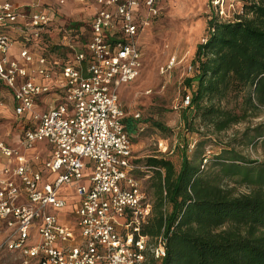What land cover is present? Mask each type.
<instances>
[{
  "label": "built area",
  "instance_id": "obj_1",
  "mask_svg": "<svg viewBox=\"0 0 264 264\" xmlns=\"http://www.w3.org/2000/svg\"><path fill=\"white\" fill-rule=\"evenodd\" d=\"M77 1L96 4L89 36L82 51L69 44L72 53L61 60L43 45L56 25L47 0H34L28 10L18 0H0V84L12 93L15 115L29 121L18 147L0 142V155L10 160L0 172V254L19 253L13 264L162 262L164 235L143 234L152 204L135 176L140 167L120 101L121 89L140 76L139 38L158 16L159 0ZM14 29L18 41L10 36ZM190 102L188 93L183 108ZM39 143L48 145V157L37 151ZM64 187L75 197L70 223L60 217L68 207ZM36 229L38 241L29 245Z\"/></svg>",
  "mask_w": 264,
  "mask_h": 264
},
{
  "label": "trees",
  "instance_id": "obj_2",
  "mask_svg": "<svg viewBox=\"0 0 264 264\" xmlns=\"http://www.w3.org/2000/svg\"><path fill=\"white\" fill-rule=\"evenodd\" d=\"M240 1L243 13L235 20H209L192 60L194 76L186 79L191 102L182 116L187 132L199 138L192 154L185 140L178 169L164 155L134 160L152 172V213L143 234L166 239L163 261L146 264H264V159L239 150L264 148V122L252 123L264 110V0ZM49 48L55 56L72 53ZM124 123L133 141L136 123ZM240 124L247 126L215 144L219 150L210 156L207 143ZM237 186L247 191L237 194Z\"/></svg>",
  "mask_w": 264,
  "mask_h": 264
},
{
  "label": "rangeland",
  "instance_id": "obj_3",
  "mask_svg": "<svg viewBox=\"0 0 264 264\" xmlns=\"http://www.w3.org/2000/svg\"><path fill=\"white\" fill-rule=\"evenodd\" d=\"M30 2L31 0H22ZM55 4L56 0H47ZM77 0H67L60 10L64 16L62 20L74 30L72 34H66L59 28L52 26L50 33L45 36L44 46L50 56L49 46L58 45L67 47L69 44L76 51L83 50V44L89 36L90 23L93 11H83ZM160 12L144 30L139 38L140 49L143 53L144 64L138 79L124 86L120 101L127 119H133L137 131L134 133L133 154L135 160H146L154 156L164 155L170 159L177 169L182 160L181 149L185 140L194 144L199 138L187 132L183 120V99L190 92L186 85V79L193 78L194 67L192 60L195 57L197 46L208 37V22L213 15H218L220 20L233 21L243 13V2L240 0H159ZM19 31L14 29L11 37L20 40ZM44 48V47H43ZM42 54V53H40ZM55 56V55H54ZM70 56L66 53L65 60ZM175 59L171 68V61ZM11 92L0 84V142L7 146H16L23 139L24 130L29 121L19 118L10 108L9 101L13 100ZM8 107V109L6 108ZM69 109H71L69 107ZM140 114L138 119L135 115ZM151 121L162 122L169 131L161 132L154 128ZM264 122V110L253 124ZM36 123L32 122V125ZM247 124L234 126L218 138H213L207 143V152L210 156L218 152L215 144L226 142L228 138L237 132H242ZM18 145V146H19ZM42 148V143H40ZM193 148V150H194ZM189 151V154H192ZM250 159H264V148L239 149ZM144 164L138 165L135 176L140 181L146 195L152 172H148ZM44 177L50 181L54 176L44 172ZM230 186H235L229 182ZM64 187L63 189H66ZM247 190L237 186L236 193H245ZM71 221L72 217L69 218ZM4 232V226L1 228ZM37 229L28 240L29 245L38 241ZM19 253L3 252L0 254V264H13L19 261Z\"/></svg>",
  "mask_w": 264,
  "mask_h": 264
},
{
  "label": "crops",
  "instance_id": "obj_4",
  "mask_svg": "<svg viewBox=\"0 0 264 264\" xmlns=\"http://www.w3.org/2000/svg\"><path fill=\"white\" fill-rule=\"evenodd\" d=\"M65 1H67V0H65ZM32 2H34V0H31L30 2H24V1H22V0H18V3H19V5L23 8V9H27L28 10V8L30 9V5H31V3ZM49 3V2H48ZM49 4H51L52 6V10H54L55 12H56V25H55V28H59L62 24H64V21L62 20V17L64 16L63 14H61V13H65L66 12V10H63L64 12H61L62 10H60V8L62 7V6H60L59 5V0H56V2H55V4H52V3H49ZM66 4V3H65ZM79 5V4H78ZM78 8L79 7H82V10L83 11H87V12H89V11H95L96 10V4L93 2V1H90L86 6H84V5H79V6H77ZM94 14V13H93ZM93 16V15H92ZM18 50H19V47H18V45L14 48V50H13V52H12V55L15 57V56H17L18 55ZM41 81V80H40ZM123 89V88H122ZM122 89H121V91H122ZM121 91H120V94H121ZM11 95H12V93H10ZM9 106H10V108L12 109V107H13V111H14V101L13 100H10L9 101ZM7 109H8V107H6ZM9 110V109H8ZM18 145H19V142H17V145L16 146H10V147H18ZM40 143L39 144H37V147H36V149H37V151L38 152H40L41 153V155L43 156V158H46V157H48V155L50 154V151H49V147H48V145H46L45 143H42V148H40ZM8 164H10V160H7V159H5V158H3L1 155H0V172H1V170L5 167V166H7ZM63 196L65 197V198H67V200H68V207L65 209V210H63L62 212H60V217H61V220H62V222L63 223H70L71 222V220L69 219L70 217H71V213L73 212V209H74V201H75V197H74V193H72V191L71 190H69V189H66V190H64V192H63Z\"/></svg>",
  "mask_w": 264,
  "mask_h": 264
}]
</instances>
